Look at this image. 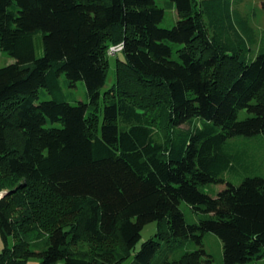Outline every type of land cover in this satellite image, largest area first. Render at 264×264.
Instances as JSON below:
<instances>
[{
	"label": "trees",
	"instance_id": "trees-1",
	"mask_svg": "<svg viewBox=\"0 0 264 264\" xmlns=\"http://www.w3.org/2000/svg\"><path fill=\"white\" fill-rule=\"evenodd\" d=\"M170 4L164 28L156 0H0V264H215L208 233L224 264L264 259V170L228 181L255 167L232 140L264 134V50L233 0Z\"/></svg>",
	"mask_w": 264,
	"mask_h": 264
},
{
	"label": "rangeland",
	"instance_id": "rangeland-1",
	"mask_svg": "<svg viewBox=\"0 0 264 264\" xmlns=\"http://www.w3.org/2000/svg\"><path fill=\"white\" fill-rule=\"evenodd\" d=\"M171 0H156V3L161 8L165 9V17L161 26L164 28H172L179 20V14L176 7H172L170 4ZM234 7L238 9L243 18L247 19L250 26L255 31V42L249 43L250 51L248 52V57L251 60H255L260 51L264 50V0H233ZM40 38L37 39V56L40 57L43 55V50L39 45ZM180 47L179 45L173 44V48L175 51V56L177 55L176 50ZM121 56V55H120ZM16 62V59L11 57L6 52L0 50V68L5 67L7 65L13 64ZM110 69L109 76L107 80V84L103 89V92L107 89H110L116 82V58L111 57L110 59ZM63 91L68 99V101L72 104H76L80 101L86 100V86L84 82H78L76 87H70L69 82L65 75L61 77ZM50 96L46 92V90H42L41 100L49 99ZM248 116L246 110L240 113V119H245ZM232 142H237L239 145H246L247 149L251 151V155H254L256 158L254 160H250L248 164L255 165L252 172H248L243 170L240 167V173L232 174L231 180L236 185H239L242 181V178L251 175L257 169L264 170V134L260 135L256 138H244L237 137L232 140ZM256 159V160H255ZM259 166V168L257 167ZM226 185L220 184L213 187L215 191H221L225 189ZM206 192H211V188L208 186L205 187ZM181 208L185 213V217L188 222H196L198 220V215L196 212L185 202L181 204ZM158 231V225L156 222L150 223L146 225L142 231V238L136 247V251H139L146 241L151 238H154ZM13 239L10 240V244H13ZM205 249L207 252L214 256L215 264H224V250L223 243L221 239L213 234L208 233L204 238ZM5 247L4 240L0 234V251ZM41 259L38 257H32L29 259L27 264H40ZM56 264H65L64 261H59ZM250 264H264V259L257 261L255 263Z\"/></svg>",
	"mask_w": 264,
	"mask_h": 264
},
{
	"label": "built area",
	"instance_id": "built-area-1",
	"mask_svg": "<svg viewBox=\"0 0 264 264\" xmlns=\"http://www.w3.org/2000/svg\"><path fill=\"white\" fill-rule=\"evenodd\" d=\"M123 50V45H119L117 47H113L110 51V55H115L117 52L122 51ZM4 195L3 192H0V199L2 198V196Z\"/></svg>",
	"mask_w": 264,
	"mask_h": 264
}]
</instances>
